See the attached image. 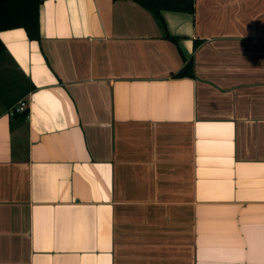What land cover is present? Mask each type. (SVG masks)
<instances>
[{
    "label": "crops",
    "instance_id": "1",
    "mask_svg": "<svg viewBox=\"0 0 264 264\" xmlns=\"http://www.w3.org/2000/svg\"><path fill=\"white\" fill-rule=\"evenodd\" d=\"M191 1L0 31V264H264V0Z\"/></svg>",
    "mask_w": 264,
    "mask_h": 264
},
{
    "label": "trees",
    "instance_id": "2",
    "mask_svg": "<svg viewBox=\"0 0 264 264\" xmlns=\"http://www.w3.org/2000/svg\"><path fill=\"white\" fill-rule=\"evenodd\" d=\"M156 12L161 10L187 11L193 10L191 0H142ZM43 0H0V31L24 28L29 39L40 38L39 10ZM6 47L0 39V56ZM13 119L24 120L29 116V109L10 115Z\"/></svg>",
    "mask_w": 264,
    "mask_h": 264
},
{
    "label": "built area",
    "instance_id": "3",
    "mask_svg": "<svg viewBox=\"0 0 264 264\" xmlns=\"http://www.w3.org/2000/svg\"><path fill=\"white\" fill-rule=\"evenodd\" d=\"M26 109H29L27 103L25 101H20L17 105L13 106L10 109L9 114L13 115L15 113H21L24 112Z\"/></svg>",
    "mask_w": 264,
    "mask_h": 264
}]
</instances>
